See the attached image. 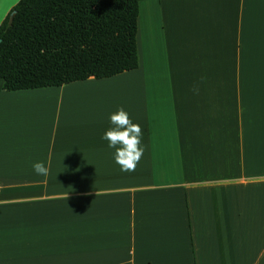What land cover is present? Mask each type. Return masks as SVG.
Here are the masks:
<instances>
[{"label":"crops","instance_id":"0c3cea01","mask_svg":"<svg viewBox=\"0 0 264 264\" xmlns=\"http://www.w3.org/2000/svg\"><path fill=\"white\" fill-rule=\"evenodd\" d=\"M136 46L109 78L0 79V264H264V0H143ZM121 107L132 172L102 139Z\"/></svg>","mask_w":264,"mask_h":264},{"label":"trees","instance_id":"16d2710c","mask_svg":"<svg viewBox=\"0 0 264 264\" xmlns=\"http://www.w3.org/2000/svg\"><path fill=\"white\" fill-rule=\"evenodd\" d=\"M141 1L19 0L0 24L3 90L55 87L135 70Z\"/></svg>","mask_w":264,"mask_h":264},{"label":"clouds","instance_id":"9594fccd","mask_svg":"<svg viewBox=\"0 0 264 264\" xmlns=\"http://www.w3.org/2000/svg\"><path fill=\"white\" fill-rule=\"evenodd\" d=\"M204 79L201 77V81ZM193 91L198 93V86H194ZM110 122L111 126L102 139L108 141L109 148L115 149L114 160L120 166L121 171H135L145 151L141 146L143 129L138 123H133L122 107L110 115ZM33 169L37 175L47 177L49 174V168L43 162L34 163Z\"/></svg>","mask_w":264,"mask_h":264},{"label":"water","instance_id":"95a60500","mask_svg":"<svg viewBox=\"0 0 264 264\" xmlns=\"http://www.w3.org/2000/svg\"><path fill=\"white\" fill-rule=\"evenodd\" d=\"M15 14V11L11 12V17Z\"/></svg>","mask_w":264,"mask_h":264},{"label":"rangeland","instance_id":"374dc122","mask_svg":"<svg viewBox=\"0 0 264 264\" xmlns=\"http://www.w3.org/2000/svg\"><path fill=\"white\" fill-rule=\"evenodd\" d=\"M134 75V74H133ZM133 75H130V77H132Z\"/></svg>","mask_w":264,"mask_h":264}]
</instances>
